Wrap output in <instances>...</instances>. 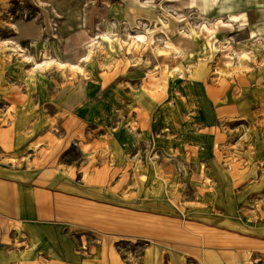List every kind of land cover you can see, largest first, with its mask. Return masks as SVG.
Masks as SVG:
<instances>
[{
	"label": "rangeland",
	"instance_id": "1",
	"mask_svg": "<svg viewBox=\"0 0 264 264\" xmlns=\"http://www.w3.org/2000/svg\"><path fill=\"white\" fill-rule=\"evenodd\" d=\"M48 160L101 202L170 217L189 264L221 244L264 264L235 249L264 239V0H0V164ZM97 242L79 264L160 256L136 236ZM59 251L0 238V264H65Z\"/></svg>",
	"mask_w": 264,
	"mask_h": 264
},
{
	"label": "crops",
	"instance_id": "2",
	"mask_svg": "<svg viewBox=\"0 0 264 264\" xmlns=\"http://www.w3.org/2000/svg\"><path fill=\"white\" fill-rule=\"evenodd\" d=\"M77 173L51 160L40 167L0 164V238L24 229L29 241L43 239L58 248L56 255L65 264H79L84 258L79 248L90 234L102 243L96 245L103 250L136 236L152 242V249L159 251L156 264H162L168 252L171 259L167 264H189L188 255L173 251L180 247L171 238L179 224L168 216L150 211L137 214L130 208L101 202L94 188L78 179ZM137 216L139 221L133 222ZM219 248L223 249L201 250L207 264H232L238 258L228 253L227 246ZM235 249L240 259L250 253L260 256L264 254V239L240 234ZM146 264H154L153 257L147 256Z\"/></svg>",
	"mask_w": 264,
	"mask_h": 264
}]
</instances>
